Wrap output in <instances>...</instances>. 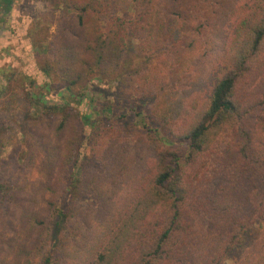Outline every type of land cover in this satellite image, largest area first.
<instances>
[{
  "label": "trees",
  "instance_id": "16d2710c",
  "mask_svg": "<svg viewBox=\"0 0 264 264\" xmlns=\"http://www.w3.org/2000/svg\"><path fill=\"white\" fill-rule=\"evenodd\" d=\"M41 1L58 13L38 65L70 93L117 79L132 41L153 62L128 105L140 126L105 127L107 110L127 118L110 102L95 111L86 170V114L27 94L16 171L0 176V264H31L50 237L45 264H224L254 227L236 264H264V0Z\"/></svg>",
  "mask_w": 264,
  "mask_h": 264
},
{
  "label": "rangeland",
  "instance_id": "374dc122",
  "mask_svg": "<svg viewBox=\"0 0 264 264\" xmlns=\"http://www.w3.org/2000/svg\"><path fill=\"white\" fill-rule=\"evenodd\" d=\"M122 15L130 17L133 9L125 2ZM55 11L57 16L58 9L46 6L41 0H17L13 10L10 12L6 21L1 25L0 31V90H5V95L0 94V137L9 139L0 140V176L10 179L13 176L11 171H16L13 165L14 157L17 156L15 139L22 140L21 132L26 127V117L31 114V107L27 100V94L31 91L36 94V99L42 104H63L71 102L77 105L81 113H85L89 125L84 128V142L81 148L79 162L83 161L84 170L90 168L84 161L83 154L89 155V139L98 127V120L95 111L103 110L105 104L114 105V111L117 115L125 114L126 122L112 121L108 110L103 115L102 124L105 127L115 126L128 131L131 125H139V117L135 115L134 109H129L128 105L134 103L137 94L134 92L135 73L137 70L147 67L153 62V58L147 54L139 52L137 43L132 41L129 45L126 62L120 75L113 82L107 80H92L86 90H73L71 93L66 90L60 82L54 77L47 78L38 65L35 55L36 50L46 51L45 38L47 31L53 33V25L51 22V11ZM48 27V28H47ZM37 48V49H36ZM35 81V89L29 88V80ZM48 85V86H45ZM101 91L104 95L98 96L94 92ZM15 92V94H13ZM14 96L12 100H8L10 96ZM122 102V103H120ZM136 102V101H135ZM151 102H146L138 109L146 114L151 106ZM106 118V119H105ZM149 128H157L159 126L148 125ZM160 136L163 132L160 130ZM3 135V136H2ZM174 148L182 157H186V144L175 145ZM79 165V164H78ZM215 165H209L206 170V181H212L210 189L213 190L218 186L219 179L215 177ZM214 180V181H213ZM256 227L250 228L245 233L239 247L232 251L224 264H236L241 257L243 250L250 246L257 237ZM55 238V233L52 234ZM51 237L47 240L39 253L35 256L31 264H45L44 260L48 249L52 252L56 249Z\"/></svg>",
  "mask_w": 264,
  "mask_h": 264
},
{
  "label": "flooded vegetation",
  "instance_id": "af4514ba",
  "mask_svg": "<svg viewBox=\"0 0 264 264\" xmlns=\"http://www.w3.org/2000/svg\"><path fill=\"white\" fill-rule=\"evenodd\" d=\"M16 1H17V0H14V1H13L12 6H11V9L9 10L8 14H4V15L2 16L3 23H4V21H6L7 17H8L9 14H10V12L13 10V7H14ZM0 31H1V30H0Z\"/></svg>",
  "mask_w": 264,
  "mask_h": 264
}]
</instances>
